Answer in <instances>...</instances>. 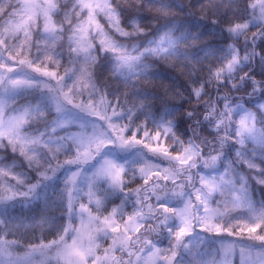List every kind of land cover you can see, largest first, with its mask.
<instances>
[{
    "label": "snow or ice",
    "instance_id": "obj_1",
    "mask_svg": "<svg viewBox=\"0 0 264 264\" xmlns=\"http://www.w3.org/2000/svg\"><path fill=\"white\" fill-rule=\"evenodd\" d=\"M0 264H264V0H0Z\"/></svg>",
    "mask_w": 264,
    "mask_h": 264
}]
</instances>
